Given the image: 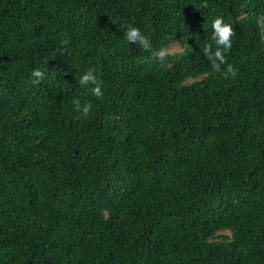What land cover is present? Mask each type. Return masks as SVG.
Instances as JSON below:
<instances>
[{"label": "trees", "instance_id": "1", "mask_svg": "<svg viewBox=\"0 0 264 264\" xmlns=\"http://www.w3.org/2000/svg\"><path fill=\"white\" fill-rule=\"evenodd\" d=\"M261 15L264 0H0V264H264ZM217 17L234 30L219 72Z\"/></svg>", "mask_w": 264, "mask_h": 264}, {"label": "clouds", "instance_id": "2", "mask_svg": "<svg viewBox=\"0 0 264 264\" xmlns=\"http://www.w3.org/2000/svg\"><path fill=\"white\" fill-rule=\"evenodd\" d=\"M257 24L261 29V39L262 41H264V15L258 17ZM212 27L214 29L213 40L217 45V48L213 54L211 46H206L204 48V54L211 61L213 70L219 72L220 65L225 63L224 53L232 47L231 38L234 35V30L230 24L223 22L222 17H217L213 21ZM125 38L131 43H137L143 49L151 48L149 39L146 36L142 35L140 30L136 27H129L127 32L125 33ZM161 55H163V53H161ZM217 61L219 63H217ZM31 75L32 77H34L32 81L33 84L39 83L44 78V73L39 69L33 70ZM235 75L236 70L232 65L229 64L226 71L224 72L225 78H227L228 76L234 77ZM79 83L82 86L92 85V87L90 88L91 93L96 97H103L101 83L94 75L92 70H89L88 72L83 74L79 79ZM73 103L77 111H82V114L85 117L88 116L91 110V104H85L81 107L79 100H74Z\"/></svg>", "mask_w": 264, "mask_h": 264}, {"label": "rangeland", "instance_id": "3", "mask_svg": "<svg viewBox=\"0 0 264 264\" xmlns=\"http://www.w3.org/2000/svg\"><path fill=\"white\" fill-rule=\"evenodd\" d=\"M180 49H182V45L179 43H174L165 48L164 51H177Z\"/></svg>", "mask_w": 264, "mask_h": 264}]
</instances>
